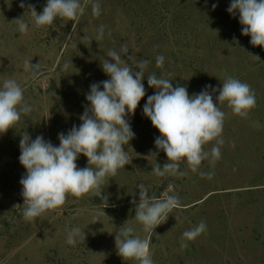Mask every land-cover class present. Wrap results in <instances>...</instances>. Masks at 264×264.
Segmentation results:
<instances>
[{
	"label": "rangeland",
	"instance_id": "1",
	"mask_svg": "<svg viewBox=\"0 0 264 264\" xmlns=\"http://www.w3.org/2000/svg\"><path fill=\"white\" fill-rule=\"evenodd\" d=\"M23 2L41 13L47 0ZM80 2L85 11L78 20L57 18L51 26L37 28L21 0H0V87L5 79H15L32 106L13 129L0 134V264H138L117 254L115 235L123 226H132L141 238L147 235L135 220L132 203H139L140 183L150 196L177 194L181 200L154 230V264H264V48L252 46L250 36L242 35L239 14L227 11L231 0H99L98 17L92 15L90 0ZM20 18L28 24L25 34L17 30ZM101 25L104 38L97 41ZM125 44L129 51L122 58L132 56L128 63L133 67L149 61L146 96L129 118L135 133L125 146L129 164L103 186L108 206L98 197L68 195L63 206L26 221L20 139L42 135L59 146L58 135L78 127L90 106V85L110 79L101 66L108 51L120 52ZM158 55L165 58L162 68L156 66ZM25 60L39 63L37 79L28 77ZM153 73L170 74L166 78L173 87L186 86L190 96L206 85L222 88L229 76L254 90L256 106L247 118L220 105L226 114L221 157L214 166L208 161L202 165V171L213 173L211 179L192 173L186 163L181 165L184 176L152 173L156 164L167 162L155 147L160 133L143 114L148 96L156 91L147 84ZM209 92L216 102L219 93ZM76 163L86 167L87 158L81 155ZM201 221L207 230L181 250L182 234ZM74 226L85 231V241L72 246L66 236Z\"/></svg>",
	"mask_w": 264,
	"mask_h": 264
},
{
	"label": "clouds",
	"instance_id": "2",
	"mask_svg": "<svg viewBox=\"0 0 264 264\" xmlns=\"http://www.w3.org/2000/svg\"><path fill=\"white\" fill-rule=\"evenodd\" d=\"M90 2L92 15L98 17L101 14L99 0ZM20 7H27L37 28L51 26L57 18L76 21L85 11L80 0H47L41 13L23 0ZM216 7V4L212 5L213 10ZM227 11L233 16L239 14L242 35L250 36L251 45L264 48V0H231ZM15 22L20 33H27L28 24L22 18ZM103 38L104 26L101 25L96 40ZM128 51L126 44L121 46L120 52L108 51V59L103 60L101 66L110 79L90 85L86 94L90 106L79 117L81 123L78 127L73 125L67 134L58 135L59 146L46 141L42 135L33 140L26 134L20 139L19 162L26 170L20 180L22 214L26 221H34L63 206L68 195L98 197L105 207L108 206L107 196L102 195L103 186L129 164L125 146L135 137L129 118L134 116L146 96L143 80L149 61L140 60L133 67L128 63L133 60L132 56H128L127 61L122 58ZM254 57L260 60L258 56ZM164 60L163 55H158L156 66L162 68ZM24 70L29 78L37 79L39 63L33 65L30 60H25ZM168 75L164 73L157 77L153 73L147 76L148 86L156 91L148 96L143 114L159 131L155 147L167 157L163 167L156 164L152 173L157 177L184 176L186 173L181 170V165L186 163L192 173L211 179L213 173L202 171V165L208 161L214 166L221 157L226 114L220 105L227 104L234 115L247 118L256 106L255 92L249 84L229 76L222 88L206 85L204 90L190 96L186 86L178 84L173 87L172 80L166 78ZM209 89L212 93H219L216 102ZM31 111L32 106L25 100L21 85L15 79H5L0 87V134L13 129L22 115ZM210 142L212 146L206 150ZM81 155L87 158V166L83 168L76 163ZM137 187L139 203L132 201L135 220L147 235L141 238L134 234L132 226H123L115 235V246L117 254L125 261L154 264L150 250L154 230L166 222L181 200L177 194H166L163 199L150 196L143 183ZM206 230L204 221L186 230L181 237L180 249H187L189 242H194ZM78 239L85 241V231L74 226L67 231L66 243L75 246Z\"/></svg>",
	"mask_w": 264,
	"mask_h": 264
}]
</instances>
